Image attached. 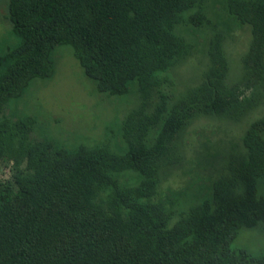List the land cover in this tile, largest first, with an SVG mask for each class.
<instances>
[{"label":"trees","instance_id":"16d2710c","mask_svg":"<svg viewBox=\"0 0 264 264\" xmlns=\"http://www.w3.org/2000/svg\"><path fill=\"white\" fill-rule=\"evenodd\" d=\"M200 0H9L8 21L20 40L0 56V160L18 169L0 183V264H264L231 250L240 229L264 224V120L246 128L244 153L231 156L212 194L168 228L169 212L151 200L161 171L179 163L175 141L200 115L238 120L251 107L224 81L222 36L208 45L204 81L168 107L161 76L191 53L178 26L209 25L185 13ZM228 15L251 29L244 75L264 85V0H227ZM68 45L98 93L119 97L135 81L139 106L127 114L123 155L108 145L75 152L32 138L34 119L3 116L34 79L50 78L51 54ZM158 102L153 105L152 99ZM154 131L152 142L150 133ZM141 177L122 187L114 175Z\"/></svg>","mask_w":264,"mask_h":264},{"label":"rangeland","instance_id":"374dc122","mask_svg":"<svg viewBox=\"0 0 264 264\" xmlns=\"http://www.w3.org/2000/svg\"><path fill=\"white\" fill-rule=\"evenodd\" d=\"M201 6L185 13L188 17L202 13L209 25L200 28L178 26L176 34L191 46V53L161 76L165 78L161 93L169 95L168 107L182 98L188 89L199 86L210 67L208 45L214 34L222 36V50L228 63L225 85L238 87L241 98L250 99L251 107L238 120L200 115L188 123L175 141L181 156L179 163L161 171L156 196L151 202L169 212L168 228L174 226L189 208L212 194V183L228 173L231 156L244 153L243 134L255 121L264 120V85L244 75V57L252 35L248 26L240 25L227 12V0H200ZM9 0H0V56L16 48L20 40L8 21ZM52 76L34 79L20 98L10 100L3 116L12 120L34 119L32 138L52 144L55 149L75 152L108 145L123 155L127 146L121 136L123 120L139 104L137 84L128 83V93L109 96L98 93L87 78L68 45L57 46L51 54ZM152 99V104L158 102ZM155 132L149 136L152 142ZM19 169L8 160H0V183L13 185ZM120 186H136L141 177L123 173L113 176ZM258 195L264 185L258 184ZM231 250H244L264 258V224L240 229L230 243Z\"/></svg>","mask_w":264,"mask_h":264}]
</instances>
